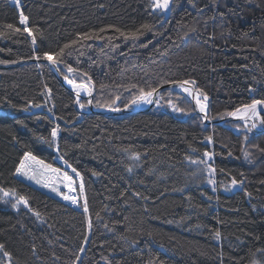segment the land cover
Instances as JSON below:
<instances>
[{
    "label": "trees",
    "instance_id": "16d2710c",
    "mask_svg": "<svg viewBox=\"0 0 264 264\" xmlns=\"http://www.w3.org/2000/svg\"><path fill=\"white\" fill-rule=\"evenodd\" d=\"M173 4L161 15L150 0H0V65L27 63L0 69V188L27 197L33 210L13 208L14 198L0 193V244L11 255L0 252V264H264V152L255 147L264 148V132L247 133L245 143L242 122L207 127L190 99L173 90L144 113L84 114L87 100L78 109L76 93L33 62L78 40L64 49L58 70L88 84L97 108L123 110L140 88L182 80L207 94L211 120L264 101V0ZM21 11L39 29L35 45L14 31L23 29ZM145 23L152 31L136 41L109 27L127 32ZM88 32L100 38L79 40ZM65 64L87 76L68 73ZM57 127L59 151L45 142ZM205 151L214 153L207 163L216 169L215 191L205 165L186 159L206 160ZM26 152L76 168L83 195L78 179L73 186L89 212L15 175ZM233 178L243 183L233 188Z\"/></svg>",
    "mask_w": 264,
    "mask_h": 264
},
{
    "label": "snow or ice",
    "instance_id": "6c2138e0",
    "mask_svg": "<svg viewBox=\"0 0 264 264\" xmlns=\"http://www.w3.org/2000/svg\"><path fill=\"white\" fill-rule=\"evenodd\" d=\"M15 4H19L20 0H14ZM195 7V5H193ZM150 7L153 12H159L161 15L167 14L172 11V9L175 7L173 4V0H150ZM19 24L23 26V29L20 27H15L14 31L19 33L21 31L28 34L29 37H31V43L33 45L36 44V36L33 34L34 31H39V29H33L30 28L29 25V17L24 15V13L21 11L19 13ZM8 28L12 29L13 25L9 24L7 25ZM114 31L118 32L121 37H123L125 40H132L136 41L141 38L146 32L152 31V26L149 24H143L139 28H137L134 31H122L121 29L115 27V26H109ZM101 32L105 31V29H100ZM42 35V33H40ZM99 35L97 33H83L79 36V40H89V39H99ZM184 39H187V35L183 37ZM78 40H74L70 44H65L64 48L60 49V51L56 53H44L42 56H34L33 58L36 60H40L43 58L44 60L49 61L52 65L57 66V69L59 68V65L63 63V56L65 55L64 49L69 48L70 46L78 43ZM146 47L147 45H143ZM118 47V46H117ZM2 62V61H0ZM65 67L67 68L68 73H77L78 75L87 76V73H79L78 69L73 68L70 64H65ZM64 79L67 81L68 84H70L73 89L76 92V103L80 105L81 108L85 107V104L80 103L79 97L81 92H86L87 95H92V88L84 83L83 81L77 82L75 78H70L68 75L64 76ZM88 80H91V77H88ZM165 83H172L174 86H178L183 92L187 93L188 96L192 97L193 100H195L196 107L198 108V112L201 115V119L204 121H207L210 119L208 114V99L206 93L200 91L199 89L193 90L195 86L194 80H182V81H165ZM51 90H49L50 93ZM159 89L157 87H150L148 90H145L144 88H140L138 90V94L135 95L132 100L131 104L127 105V107H131L132 105H139L141 103H152L153 98L157 95ZM118 100L119 97H116ZM88 104H91L92 101H87ZM115 104V100L112 102ZM99 106V105H97ZM108 107L109 111L119 112L122 109L120 107H112L110 105H105ZM172 107V110L174 112H184L185 114H190L188 112H185L183 108H178L175 105H170ZM36 107H40V105H36ZM26 110V109H25ZM261 112H264V101L262 100H254L250 104L243 105L241 107H237L234 111L225 112L221 115L220 119H224L225 117H232L236 120L243 121V131L246 133L243 137L244 142L247 143L249 140V136L247 133H251L255 129H260L262 132H264V116L261 115ZM60 133V129L54 128L51 131V139L46 140L45 142L48 143L50 146H55L57 151H59V143H58V136ZM207 140L209 143L212 142V137H207ZM257 148V151L264 152V148H260L258 145L255 146ZM231 154V153H229ZM244 158L246 160H250L251 153L248 151H245ZM203 156L207 159H200L195 160L191 159L190 157H186V159H190L191 163L193 164H203L205 165V168L207 169L209 180L208 183L212 184L214 186L213 190L215 191V184L216 181L212 179L211 177L215 174L216 169L211 164H208L207 161H211L213 159L214 153L210 151H205L203 153ZM133 159H139V154H134ZM65 164L68 168H71L72 173L75 174L76 177H79V191L81 195L84 193V182H83V176L80 174V172L77 171L76 168L72 167L71 164H68L67 161H65ZM128 171H132L131 168L128 169ZM96 175V173H93ZM15 175L24 177L30 181H34L36 184L41 185L42 187L49 188L52 192H55L57 195L61 196V198L65 201H70L72 204L77 205L78 207H82L84 213L89 212V205L87 198L85 197L83 200V203L81 204L79 201V198L77 196L71 195L72 192L76 191V189L73 187L74 184L77 183L76 180H74L72 175H69L66 171H61L60 168L53 167L50 163H45L43 159H39L37 156L33 155L31 152H26L23 156V159L19 162V166L15 169ZM59 180L60 184L68 189V193H64L61 191L60 187L56 184V181ZM243 181H238L237 179L233 178L231 180V186L237 187L238 185H241ZM225 190H230L226 188ZM0 193L3 194V197H12L14 198L15 202L12 204L13 208H16L19 210V206L23 205L25 208H27L29 211H33L32 208L29 205L28 198L25 196L17 195L12 190H5L3 188H0ZM135 195H140L139 193H136ZM250 195V194H249ZM211 199V197H209ZM8 201L5 200V203ZM33 214L37 217L40 216L39 212H33ZM97 218H99V215L97 214ZM171 223V221H169ZM92 227L91 218H88V228L89 230ZM220 232H215V238H220ZM81 252H83V249H80ZM0 252H3L5 256L11 260V255L4 251V245L0 244ZM78 259V258H77Z\"/></svg>",
    "mask_w": 264,
    "mask_h": 264
},
{
    "label": "water",
    "instance_id": "95a60500",
    "mask_svg": "<svg viewBox=\"0 0 264 264\" xmlns=\"http://www.w3.org/2000/svg\"><path fill=\"white\" fill-rule=\"evenodd\" d=\"M44 64H47L51 70L55 73V75L57 76V78L59 79V81L62 83V85L64 87H66L68 90L70 91H75L73 89V87L67 83V81L64 79V77L61 75L60 71L57 69V66L55 65H52L49 61H43ZM27 63H21V64H18V65H11V66H1L0 65V69H14V68H17V67H20V66H23ZM178 86H174L173 84H169L165 87H162L161 89H159L157 95L153 98V102L148 104L147 105H137L136 107L130 109V108H125L119 112H114V111H109V110H99V109H96L94 104H93V100H92V95L91 96H84V98L87 99V101L91 100L92 103L89 104V111H84L83 113L85 114H99V115H104V116H131V115H135V114H139V113H144V112H147L148 110H150L151 108L155 107L157 102H158V99L161 95V93L163 91H168V90H173V91H176V92H179L177 90ZM193 90L195 91V87L193 88ZM80 100V99H79ZM191 102L193 103V107L196 111L197 114H200L198 112V109L196 108L193 100L191 99ZM209 102V100H208ZM264 114V112H262ZM208 114H209V106H208ZM202 115V114H200ZM243 122V121H240V120H236L232 117H228V118H225V119H219V120H207V121H204V124L205 126H213V125H224L228 122ZM61 165V164H60ZM63 166V165H61ZM64 167V166H63ZM72 207L76 208L77 210L80 211V208L76 205H71Z\"/></svg>",
    "mask_w": 264,
    "mask_h": 264
},
{
    "label": "bare ground",
    "instance_id": "6f19581e",
    "mask_svg": "<svg viewBox=\"0 0 264 264\" xmlns=\"http://www.w3.org/2000/svg\"><path fill=\"white\" fill-rule=\"evenodd\" d=\"M8 2H12V0H8ZM44 61H47V60H44ZM33 62H35V63H43V61H36V60H34ZM44 64V63H43ZM47 65V64H46ZM195 87V90H196V86H194ZM177 90L179 91L178 93H180V94H182V95H184V96H186V97H188L189 99H190V101H191V99H192V97H190V96H188V94L187 93H185V92H183L179 87L177 88ZM73 92H75V91H73ZM76 93V92H75ZM84 96H88L87 95V93L86 92H81V94H80V97H79V99H80V101L82 100V99H86V98H84ZM87 100V99H86ZM193 100V99H192ZM193 102H194V104H195V100H193ZM193 104V103H192ZM139 105H147V103H141V104H139ZM95 106V105H94ZM195 106H196V104H195ZM77 108L79 109L80 108V106H79V104H77ZM95 108L96 109H99V110H108V109H105V108H97L96 106H95ZM128 108V107H127ZM197 108V107H196ZM131 109V108H130ZM198 109V108H197ZM84 111H89V104H88V106H87V109H85ZM84 111H82V112H84ZM85 114V113H84ZM261 114H262V112H261ZM104 116V115H103ZM106 117H114V116H106ZM56 162L58 163V165L59 164H62V163H64L63 162V160L62 159H57L56 160ZM60 166V168H62V166L61 165H59ZM58 166V167H59ZM69 169H71V168H68V167H66V168H64L63 169V171H66V172H68L69 173ZM70 175H72V174H70ZM73 176V175H72ZM74 178H76V179H78L79 180V177H76L75 175L73 176ZM66 193H68V189L66 188ZM71 195H73V196H77L78 197V194H77V192H72L71 193ZM61 198V197H60ZM63 200V199H62ZM65 201V200H64ZM68 205H74V206H76L75 204H72L70 201H65Z\"/></svg>",
    "mask_w": 264,
    "mask_h": 264
},
{
    "label": "rangeland",
    "instance_id": "374dc122",
    "mask_svg": "<svg viewBox=\"0 0 264 264\" xmlns=\"http://www.w3.org/2000/svg\"><path fill=\"white\" fill-rule=\"evenodd\" d=\"M12 2H14V0H13ZM157 104H158V103H157ZM157 104H156V106H157ZM262 114H263V113H262ZM262 114H261V115H262ZM257 130H258V131H261L260 129H257ZM53 167H55V166H53ZM56 168H60V167H56ZM64 168H65V167L60 168L61 171H63ZM69 170H70V169H69ZM22 178H23L24 180H26L27 182H29L30 184L36 186L37 188H40V189L44 190L45 192H48L49 194H51V195H53V196H55V197H61V196L57 195L55 192H52L49 188L42 187L41 185L36 184L34 181H30V180H28V179H26V178H24V177H22ZM73 178H74V177H73ZM74 180H75V179H74ZM56 184L60 187V189H61L62 192L66 193V188L63 187V186L60 184V181H59V180L56 181ZM73 187H74V186H73ZM65 203H66V202H65ZM66 204H67V203H66Z\"/></svg>",
    "mask_w": 264,
    "mask_h": 264
},
{
    "label": "built area",
    "instance_id": "2783aa9c",
    "mask_svg": "<svg viewBox=\"0 0 264 264\" xmlns=\"http://www.w3.org/2000/svg\"><path fill=\"white\" fill-rule=\"evenodd\" d=\"M13 1V0H12Z\"/></svg>",
    "mask_w": 264,
    "mask_h": 264
}]
</instances>
